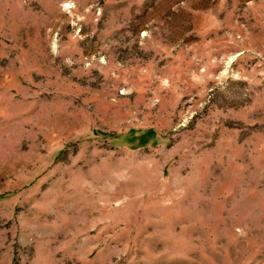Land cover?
Listing matches in <instances>:
<instances>
[{
  "label": "rangeland",
  "instance_id": "obj_1",
  "mask_svg": "<svg viewBox=\"0 0 264 264\" xmlns=\"http://www.w3.org/2000/svg\"><path fill=\"white\" fill-rule=\"evenodd\" d=\"M0 264H264V0H0Z\"/></svg>",
  "mask_w": 264,
  "mask_h": 264
}]
</instances>
